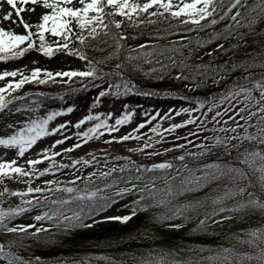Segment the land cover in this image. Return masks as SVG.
<instances>
[{
    "label": "snow or ice",
    "instance_id": "6c2138e0",
    "mask_svg": "<svg viewBox=\"0 0 264 264\" xmlns=\"http://www.w3.org/2000/svg\"><path fill=\"white\" fill-rule=\"evenodd\" d=\"M38 8L41 9L39 13ZM26 13L36 15L37 19H25ZM229 18L231 23L222 31L212 33L207 40L197 38L195 47L184 34L177 40L170 39L174 35L173 27L184 26V33L204 31ZM158 24L167 27L156 30L157 34L153 37L156 43L145 42L134 47L127 43L130 38L135 39L134 36L125 34L127 30ZM188 25L192 27H187ZM18 28L22 31H17ZM220 39H234V42L227 48L224 44H217L214 51L207 53L208 56L219 53L227 55L228 52L235 56L243 48L248 59L243 63L226 61L217 65L202 61L191 62L197 48H203L212 40ZM241 41L245 43L242 45ZM248 48H252V51L248 52ZM108 49L111 51L98 60L88 55L89 50L104 53ZM32 52L49 59L57 55L75 58L84 62V67L53 72L39 67L28 70L25 66L24 69L5 68L0 71V82H4L3 86H0V146L16 150L15 158L0 162V184L5 180H13L27 185L25 190L15 191L5 185L0 191V261H5L6 264H44L38 256L25 259L10 248L17 246L26 251L31 244L40 243L43 234L52 233L53 230L66 233L73 229H90L99 223L114 221L128 224L137 218L143 221L145 228L148 224L154 228L166 225L168 229L173 230L185 226L175 223L177 219H182L185 223L194 220L196 228L192 231L206 232L210 223L221 225L233 219L232 215H223L225 212H242L246 215L264 212V71H248L255 68L264 69V0H253L251 4L248 0H0V63L21 61ZM178 56L182 58L178 59ZM114 59L120 62L115 63L108 71L101 67ZM245 64L246 74L233 81L225 93L220 94V104L228 102L229 107L218 111L216 109L219 105L213 104L208 109V112L215 111L212 121L220 125L216 131L232 135L205 137V142L195 144L198 151H185L174 158L180 162L179 165L167 160L150 166L139 165L135 166V174L118 179H113L114 174L128 172L130 167H113L108 171L88 173L86 177L74 175L64 186H61L59 180H45L43 186H31L33 179L54 174L53 169L59 171L60 168L69 167L55 164L53 158L61 155L54 151L58 145L76 137V144L63 149L64 152H71L91 139H99L105 134L112 136L113 133L119 132L122 126L131 123L136 112L135 109L128 110L127 104L122 105V114L115 116L113 123H109V120L115 115L114 112L94 113L93 110L100 106L102 98L111 96L119 100L132 94L154 96L157 94L154 90L146 91L141 86L143 80L162 81L169 77L178 81H189L194 85L189 90L195 91V88L207 86L209 79L213 84H220L225 79L221 73L236 71ZM145 65L148 67L145 68ZM173 70H176L175 75ZM77 79L81 82L87 80V83H81L80 88H69L70 92L94 88L98 94L87 106V114L75 123L68 120L50 126L58 117L68 116L76 111V104L57 110H46L41 116L37 111L43 107V101H33L30 97H44L46 93L17 94L18 90L27 84L71 85ZM167 94L175 95L171 92ZM240 97H243L244 106L236 108L232 101L239 102ZM57 98L65 99L64 96ZM179 99L188 100L189 97L180 96ZM195 103V108L169 109L160 117L161 120H171L173 112L176 116L186 113L189 119L171 124L163 131L172 133L176 129L196 123L198 118L192 113L199 112L205 104L199 100ZM245 113L247 115H244ZM144 115L147 117L148 113ZM201 115L204 120L197 125V131L190 132L188 136H197L199 139V131L207 130L205 124L208 113ZM158 116L157 112L156 116L137 125L131 132L120 137L112 136V139L105 143L141 139L142 135H138L140 130ZM223 116L228 119L222 120ZM6 119L12 122L5 123ZM230 122L232 126L228 127ZM86 124L90 126L79 131L81 126ZM71 128L78 131L67 135L66 132ZM159 128L160 125L157 124L149 129L151 133L161 136V140L156 143L163 142V133ZM57 134H60L62 139H56L50 147L37 152V158H28L25 164H18V160L24 158L38 141ZM151 139L149 137V141ZM176 139H184L186 142L176 143L173 148L164 149V152L187 149L189 145H193V141L187 136H178ZM150 148H154V144L146 142L143 147L129 151H141L146 155L163 154L146 152V149ZM214 151L218 157L217 162L203 163L196 167H190L186 162L202 160ZM220 156L230 157L232 162H219ZM124 159L130 160L128 157ZM45 160H52L53 163L42 171L37 169L36 165ZM95 160V156L92 161L81 158L74 160L73 165L88 166ZM130 163L135 165L134 161ZM155 170L162 171L157 175ZM143 173L151 175L145 176ZM254 175L256 183L252 182ZM78 181L84 186H78ZM212 183L217 184L215 195L202 199L196 198L195 195L189 196L200 189L210 187ZM118 184L125 186L112 191ZM250 188L253 191H249ZM257 188L261 194L257 193ZM105 190L109 194L105 195ZM126 196L135 197L122 205L121 210L127 214L109 215L113 206ZM12 197L19 198L20 202L8 203V199ZM179 198L184 199L181 201ZM34 210L38 211V214L32 216L31 223L14 222L16 218ZM9 235L13 239L6 240ZM135 238H140V234ZM233 238L238 244L252 251L229 255L233 253V249L222 248L215 256L202 257L201 261L264 264V226L242 228ZM176 255L174 251L157 256L149 252L140 259V264H190L189 261L175 259ZM77 264L84 262L79 261Z\"/></svg>",
    "mask_w": 264,
    "mask_h": 264
},
{
    "label": "trees",
    "instance_id": "16d2710c",
    "mask_svg": "<svg viewBox=\"0 0 264 264\" xmlns=\"http://www.w3.org/2000/svg\"><path fill=\"white\" fill-rule=\"evenodd\" d=\"M249 4L253 0H248ZM176 23L175 21L173 22ZM227 26L225 21L219 22L217 25L206 28L204 31H192L190 33H184V26L173 27L172 31L174 35L170 37L172 40H177L180 38L181 34L187 35L188 41H191L192 46H196L197 38L207 40L210 35L214 32H220ZM161 27H167V25H155L148 28H135L129 29L125 32L129 37L135 35L144 36L142 41H137L135 39H129L127 43L130 46H136L138 44L156 43L154 36L157 34L156 30ZM187 27H192L188 25ZM163 35L164 33H160ZM51 38V37H50ZM247 38H245L246 41ZM245 41H241L243 45ZM187 42V41H186ZM234 42V39L225 41L224 39L212 40L210 44H205L203 48H197L196 54L191 57V62H204L210 63L212 65L223 64L226 61H234L237 63H243V61L248 59L243 48L233 56L232 52H228L227 55L219 53L215 56H208V52H212L216 49L217 44H224L227 48L230 43ZM160 43H167V41H160ZM108 49L104 53L88 51L90 57H95L97 60L102 56L107 55ZM248 52L252 51V48H248ZM187 55V52H185ZM178 59L182 57H177ZM120 60L114 59L108 65H101L105 71H108L115 63H119ZM148 66L145 65V68ZM244 67L237 69L232 72L221 73L225 76V79L220 84H213L212 80L209 79L207 86H201L195 88V91H190V87H194L189 81H178L171 77L164 79L162 81L148 80L144 79L142 87L146 91L154 90L157 94L154 96H148V100L154 104L164 101L170 102L175 96H187L188 100L200 102H208L214 98L220 97L221 93H225L226 88L232 84L233 81L239 79L241 75L246 74ZM249 72L259 73L264 71V69L255 68L248 69ZM176 70H173V75H175ZM219 78V76H217ZM81 83H87V80L81 82L77 79L71 85L64 84H27L22 89L18 90L17 94L27 93H38L44 92L46 96L35 97L43 101V104L49 106L55 105L59 100L58 96H64L67 101H71L76 96L84 95L90 88L86 91H78L72 93L69 88H80ZM174 93L175 95H168L167 93ZM235 155V154H233ZM218 157L215 153L210 156L199 160L192 161L187 160L186 162L190 167H196L203 163L217 162ZM219 162H232L230 157L220 156ZM242 166V165H241ZM243 167V166H242ZM130 174H135V169L130 168V171L124 173L114 174L113 179H118L121 177H126ZM158 175V173H155ZM143 175H151L149 173H143ZM252 182L256 183L255 179L252 177ZM111 183V180H109ZM81 183L80 187H83ZM124 184L116 185L115 189L119 187H124ZM130 186V185H129ZM112 191H116L113 190ZM253 191V189H249ZM258 194L260 193L259 188L256 189ZM217 192V184L212 183L210 187L200 189L195 194L196 198H204L208 195H215ZM105 195L109 194L105 190ZM135 197L127 196L122 201H119L113 206L111 211L118 209V215L127 214L122 211V205L130 202ZM181 201L184 198H179ZM20 202L19 198L12 197L8 199V203L18 204ZM7 207V204L4 205ZM162 211V209L160 210ZM38 212V211H37ZM38 214V213H37ZM233 219L226 221L221 225L209 224L207 231H195L192 230L196 228V221L190 220L185 223L182 219H177L175 223H181L185 226L179 230L168 229L165 225L164 227H153L148 224V227H144V223L141 219L134 218L128 224H121L119 222H107L99 223L90 229H73L70 232H58L53 230L52 233H45L41 236L40 243H33L25 251L17 246H12L10 250L14 253L22 255L25 259L40 257L44 264H77L79 261H83L84 264H100L97 257H107L108 259H113L115 264H138L140 259L144 257L150 249H160L163 253L174 251L177 253L175 259L188 261V259H194L200 262V264H228L227 261L223 262H212V261H201L202 257L215 256L217 252L222 248L233 249V253L229 255H234L235 253L252 251L246 246H241L233 238L234 234L239 232L240 229H247L249 227H259L264 226V212L255 213H238L232 215ZM251 217V218H250ZM15 223H31L21 220L20 217L16 218ZM47 226V225H45ZM140 234V238H135L137 234ZM13 239L10 235L5 238ZM200 249H204L200 251ZM189 257V258H188ZM0 264H6L5 261H0ZM112 264V263H111ZM235 264V261H233ZM254 264V262H253Z\"/></svg>",
    "mask_w": 264,
    "mask_h": 264
},
{
    "label": "rangeland",
    "instance_id": "374dc122",
    "mask_svg": "<svg viewBox=\"0 0 264 264\" xmlns=\"http://www.w3.org/2000/svg\"><path fill=\"white\" fill-rule=\"evenodd\" d=\"M41 9L37 10V13H39ZM37 19L36 15H33L32 20L35 21ZM230 19V18H229ZM7 27V24L4 25ZM17 31H22V29H16ZM35 61V63H33ZM26 68L28 70L32 69L33 67H46L49 68L51 71L55 70H62L64 68L72 69V68H81L83 69L84 65L81 63V61L70 58L64 55H57L54 58H46L43 57L35 52H32L28 55H26L21 61H10L7 64L0 63V71L7 68L8 70H12L15 68ZM4 82H0V86H3ZM250 86V85H249ZM106 87V85H105ZM97 90L92 88L84 97H78L74 100L72 104H76V111H74L72 114L68 116L58 117L56 121L51 122L50 126H55L57 123H62L64 121L71 120L73 123H75L78 119L82 118L83 115L87 114V106L90 104L91 99L94 98L97 95ZM258 96V94H257ZM33 100V99H31ZM238 101H232V104L236 105V108H240L244 106L243 97L238 98ZM127 104L129 105L128 110L135 109L136 115L132 118L131 123L122 126L119 132H115L112 134V136L120 137L128 132H131L132 129L136 128L137 125L144 123L147 119H149L152 116H156L157 112L159 113V116L157 119L152 120L150 124H148L145 128L141 129L138 135H142V138L139 140L132 139L125 141L123 143H105V141L111 140L112 136L105 134L99 139H91L87 143H83L81 147L76 148L74 151L71 152H64L63 149L70 148L74 144L78 142L76 137H73L72 139L68 140L62 145H58L54 151L61 153V155L54 157V162L56 165L64 164L68 165L69 167L66 168H60L59 171H56L53 169L54 174H49L44 177H41L39 179H33L32 187H35L37 185L43 186V182L45 180H53L57 181L59 180L61 182V186H64L67 184V181L71 180L74 175H79L81 177H86L88 173H99L100 171H108L112 169L113 167L119 169L122 166L131 167V161L135 162L134 166L139 165H147L148 163L156 160L165 159L171 155H182L185 151H191V150H198L195 147L196 143L205 142V137H215V136H221L224 137L226 135H232V133H224V132H217L216 129L220 127V125L215 124L212 121V117L215 115V111L208 112V109L213 106V104L219 105V107L216 109L218 111H223L225 108L229 107L228 102H225L224 104H220V98L215 99L213 101H210L205 104V107L200 109L199 112H193L192 115L194 117H197V121L194 124H188L187 126L183 128L176 129L175 132L167 133L164 132V129H167L171 126V124H178L182 123L183 121L189 119L188 114H182L180 116H176L175 112L172 113V119L171 120H161L160 117H163L165 113L168 112L169 109H175L179 110L181 108H195L196 103L195 102H187L184 100H181L179 98L174 99L169 104L160 103L157 105H152L147 102V100L139 95H129L120 98L119 100H115V98L109 96L102 98V102L100 106L93 110L94 113H107L109 111L114 112V116L111 120H109V123H113L115 116H119L122 114L123 108L122 105ZM67 104L65 101H62L59 105V109L65 107ZM254 110V109H253ZM46 111L45 107H42L37 111L38 115H43ZM144 113H148V116L146 117ZM201 113H208L207 116V122L205 124L206 131L201 130L198 133L199 139H197V136H188L190 132H196L197 131V125L201 123V121L204 120V117L201 115ZM244 115H247L245 113ZM18 116V114H17ZM24 119H27V114L24 115ZM222 120H227V116H223L221 118ZM12 122L11 120H5V123ZM243 123V121H241ZM157 124L160 125L159 131L163 133V142L156 143V141L161 140L160 135L153 134L149 131L150 128L156 126ZM90 126V124L82 125L81 129L79 131H83L85 128ZM231 122L229 123L228 127H231ZM78 131L75 128L69 129L66 134L72 135ZM188 137V139H191L193 141V145H189L187 149H177L174 151L164 152V149L166 148H173L174 144L176 143H185L186 141L184 139L177 140L176 137ZM149 137H151V141H149ZM56 139H62V136L60 134H57L55 136L45 137L42 140L38 141V143L34 146V148L30 149L26 156L22 159L18 160V164H25L26 159L28 158H37L36 153L39 152L43 148H48L51 146V144ZM146 142H151L154 144V148L146 149V152H160L163 153L162 155H146L145 152L141 151H129V149H139L143 147V145ZM93 156L96 157V160L93 161L88 166H82L81 164L73 165L74 160H80L81 158L85 160L92 161ZM16 157V150L13 149H5L3 146H0V162H7L11 161L13 158ZM113 157H120V159H113ZM124 157L130 158V160H125ZM52 160H45L42 163H39L36 165V168L39 170H43L45 168H48L50 164H52ZM177 165L180 164V162L176 163ZM26 166V165H25ZM170 172L172 170H169ZM255 176V175H254ZM80 182V181H78ZM77 182V183H78ZM7 186L10 190H25L27 185L22 183H17L13 180H5L3 184H0V191L3 189L4 186ZM70 186V185H69ZM38 212L34 210L31 213H27L23 216H21V220L31 222L32 216L36 215ZM237 213V212H236ZM109 215H114L115 213L113 211H110L108 213ZM235 213H228L225 212L223 215H231ZM220 217L218 216L217 219ZM149 252H152L154 256L163 254L160 249H150L147 251L145 256ZM190 264H194V261H189ZM111 260L107 259H100V264H111ZM140 264V262H139Z\"/></svg>",
    "mask_w": 264,
    "mask_h": 264
},
{
    "label": "water",
    "instance_id": "95a60500",
    "mask_svg": "<svg viewBox=\"0 0 264 264\" xmlns=\"http://www.w3.org/2000/svg\"><path fill=\"white\" fill-rule=\"evenodd\" d=\"M158 163H160V162H158ZM152 165V164H151Z\"/></svg>",
    "mask_w": 264,
    "mask_h": 264
}]
</instances>
